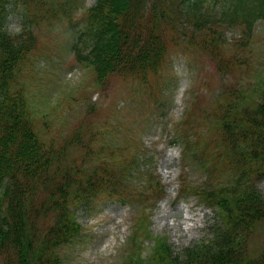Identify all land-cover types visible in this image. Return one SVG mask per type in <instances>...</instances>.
<instances>
[{
	"label": "trees",
	"instance_id": "16d2710c",
	"mask_svg": "<svg viewBox=\"0 0 264 264\" xmlns=\"http://www.w3.org/2000/svg\"><path fill=\"white\" fill-rule=\"evenodd\" d=\"M19 3L51 25L61 17L74 23L78 7L74 0H0V264H61L60 249L82 230L77 210L104 201L138 207L125 264H264L263 235L253 241L264 232L256 187L264 177V78L239 77L253 62L264 0H96L71 47L97 87L119 85L142 111L164 106L165 71L177 53L193 69L206 58L219 75L220 86L204 97L215 82L201 69L173 126L170 143L181 147L176 200L194 196L219 221L180 255L149 229L166 186L130 127L110 119L109 138H94V130L84 138L81 127L60 140L38 129L24 72L41 44L32 22L9 32L8 5ZM229 31L237 34L231 42ZM146 239L153 245L144 258Z\"/></svg>",
	"mask_w": 264,
	"mask_h": 264
},
{
	"label": "rangeland",
	"instance_id": "374dc122",
	"mask_svg": "<svg viewBox=\"0 0 264 264\" xmlns=\"http://www.w3.org/2000/svg\"><path fill=\"white\" fill-rule=\"evenodd\" d=\"M94 3L95 0H79L81 9L73 19L78 20L80 13ZM9 10L7 28L17 33L24 24L22 6L10 5ZM80 27L81 23L75 30ZM67 30L61 24L49 27L41 23L38 31L41 46L25 78L39 119L38 129L45 138L60 140L69 138L81 127L84 138L89 137L91 130L96 132L94 138H109L112 129L104 125L110 119L112 123L118 121L130 127L142 138L149 151L147 157H151V168L166 185L167 196L152 210L149 229L153 236L167 237L174 254L180 255L185 248L210 236L218 217L214 210L200 205L194 197L174 201L181 175V147L171 146L169 141L174 137V123L183 116L187 90L200 83L201 69L205 68L215 82L211 88L202 90L204 97L220 86L219 75L206 58L200 59L193 69L186 56L177 53L165 71L164 106H154L151 112L142 111L135 103L128 105L130 100L123 97L119 85L97 87L89 69L74 59L70 45L75 33ZM255 34L253 62L247 74L239 75L242 81L264 78L263 21L259 22ZM235 36L232 31L227 33L230 42ZM188 170L191 180H201L198 171L189 167ZM258 189L264 196V179L258 182ZM137 211V206L119 201L96 202L78 209L76 215L82 230L75 241L60 249L61 264H125ZM263 233L261 230L254 233L253 241H258ZM152 245L149 239L142 244L144 258L151 252Z\"/></svg>",
	"mask_w": 264,
	"mask_h": 264
}]
</instances>
